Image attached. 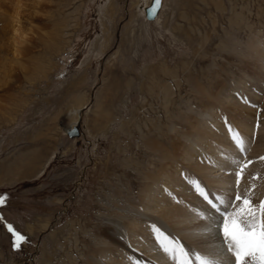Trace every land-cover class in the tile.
I'll return each mask as SVG.
<instances>
[{
  "label": "rangeland",
  "instance_id": "1",
  "mask_svg": "<svg viewBox=\"0 0 264 264\" xmlns=\"http://www.w3.org/2000/svg\"><path fill=\"white\" fill-rule=\"evenodd\" d=\"M20 2L19 61L0 24V264H93L99 240L139 218L147 175L202 143L236 145L238 132L244 159L264 162V0H162L152 19L146 0Z\"/></svg>",
  "mask_w": 264,
  "mask_h": 264
},
{
  "label": "bare ground",
  "instance_id": "2",
  "mask_svg": "<svg viewBox=\"0 0 264 264\" xmlns=\"http://www.w3.org/2000/svg\"><path fill=\"white\" fill-rule=\"evenodd\" d=\"M4 1L7 5L8 2ZM10 3L11 6L14 5V1L10 0ZM15 3L19 11L15 9L14 13L2 10L0 5V24L12 26L13 34L18 36V39L13 36L16 44L13 46V55L14 59L19 61L20 56L24 57V54H27L26 50H22L23 42L27 39L18 26L20 22L19 8L23 5L20 0H16ZM146 3L148 5L150 1L146 0ZM18 33L23 36H19ZM4 34V29L0 28V37H4ZM53 34L49 35V42H53L52 46L58 48L60 43H57L56 39L60 34L57 31L56 36ZM61 39L62 36L60 41ZM3 48L0 45V53ZM234 89L246 91L245 85L241 81L234 85ZM229 103L234 104V102ZM80 112L81 110L78 114ZM72 113L74 112L72 111ZM244 113L246 117H251V114L248 115L249 113L247 114L245 110ZM219 115L218 112L211 109L203 117L205 123L202 126L211 132L210 138L212 139L215 136L224 135L221 133L223 129L220 127L222 123L217 121ZM200 138V134L195 133L194 143L191 144V147H193L192 145L197 147ZM225 139H227L226 136L221 138L218 147H215L211 142L202 143L203 146H199L200 150L189 149L179 164L161 167L152 179L151 175H147V179L153 183H148L143 192V198H141L143 205L140 212H136L140 214L139 218L127 227L123 224L112 228L109 232V240H99L106 246L92 256V263L134 264V261L138 259L141 264H175L160 249L153 225L166 230L173 237H179L189 250H202V254H208L210 258H216L217 255L230 257L231 254L224 251L226 245L223 244L222 233L218 232L220 217L199 195L193 181L199 182L201 186L210 190V197L222 193L231 197L235 193L242 195L247 192L249 196H258L261 201L264 200V162L244 159L242 154L244 151L241 152L234 144L227 145ZM215 148L219 152H216ZM165 157H171V154L168 153ZM189 169L192 177L187 174ZM242 171L243 175L238 177L237 174L240 175ZM238 178L239 184H237ZM239 203L236 202L237 205ZM132 206L136 208V206ZM234 210L235 208L229 209V211ZM200 213H204L208 218L205 219ZM231 258L234 260V257Z\"/></svg>",
  "mask_w": 264,
  "mask_h": 264
},
{
  "label": "snow or ice",
  "instance_id": "3",
  "mask_svg": "<svg viewBox=\"0 0 264 264\" xmlns=\"http://www.w3.org/2000/svg\"><path fill=\"white\" fill-rule=\"evenodd\" d=\"M160 5L161 0H154L153 6L149 9V15L154 17ZM232 138L243 152L244 141L239 133H234ZM237 176L239 177V174ZM193 183L199 195L220 217L218 232L222 233L223 244L226 245L225 253L231 256L217 255L216 258H210L208 254H202V250H189L179 237H173L166 230L153 225L159 247L167 257L175 264H264V200L253 203L247 192L243 196L235 193L229 197L222 193L210 197V190L197 181ZM237 184H239V178ZM7 199V193L0 194V206L4 205ZM236 202H240L239 205ZM233 208H235L234 211H229ZM200 215L205 219L208 218L204 213ZM3 219L0 215V221ZM6 227L13 235L14 247L21 248L27 241V237L10 223H6ZM231 257H234V260ZM134 264H141V262L137 259Z\"/></svg>",
  "mask_w": 264,
  "mask_h": 264
},
{
  "label": "water",
  "instance_id": "4",
  "mask_svg": "<svg viewBox=\"0 0 264 264\" xmlns=\"http://www.w3.org/2000/svg\"><path fill=\"white\" fill-rule=\"evenodd\" d=\"M161 2H162V0H161ZM153 3H154V0H151L150 3L147 6H145V9H144L145 16L147 18H150V19L155 17V16L153 17V16L149 15V9L153 6ZM160 6H159V8H160ZM159 8H158V10H159ZM79 124H80V118H78V121H76L73 125H71L69 128L66 129V133L71 137L79 136L80 135Z\"/></svg>",
  "mask_w": 264,
  "mask_h": 264
}]
</instances>
